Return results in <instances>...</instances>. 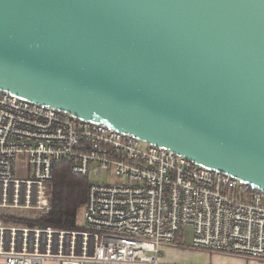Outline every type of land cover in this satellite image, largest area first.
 <instances>
[{
  "label": "water",
  "instance_id": "1",
  "mask_svg": "<svg viewBox=\"0 0 264 264\" xmlns=\"http://www.w3.org/2000/svg\"><path fill=\"white\" fill-rule=\"evenodd\" d=\"M0 89L264 192V0H0Z\"/></svg>",
  "mask_w": 264,
  "mask_h": 264
},
{
  "label": "built area",
  "instance_id": "2",
  "mask_svg": "<svg viewBox=\"0 0 264 264\" xmlns=\"http://www.w3.org/2000/svg\"><path fill=\"white\" fill-rule=\"evenodd\" d=\"M62 163L89 183L84 225L58 229L48 184ZM189 248L264 264V192L184 156L0 89V264H173Z\"/></svg>",
  "mask_w": 264,
  "mask_h": 264
},
{
  "label": "trees",
  "instance_id": "3",
  "mask_svg": "<svg viewBox=\"0 0 264 264\" xmlns=\"http://www.w3.org/2000/svg\"><path fill=\"white\" fill-rule=\"evenodd\" d=\"M89 183L90 178L73 175L68 164L57 165L47 187L51 209L43 222L58 229L79 228Z\"/></svg>",
  "mask_w": 264,
  "mask_h": 264
},
{
  "label": "crops",
  "instance_id": "4",
  "mask_svg": "<svg viewBox=\"0 0 264 264\" xmlns=\"http://www.w3.org/2000/svg\"><path fill=\"white\" fill-rule=\"evenodd\" d=\"M167 250H170L172 251V253H174V258L172 259V261L165 260V262L173 264H262L257 260L244 259L241 257L229 256L224 254H207L201 252L199 254L192 255L193 257H190V253L185 251L177 252L175 251L177 250L175 248ZM199 256L201 257V260H199ZM190 258H197V260L195 262H190Z\"/></svg>",
  "mask_w": 264,
  "mask_h": 264
},
{
  "label": "rangeland",
  "instance_id": "5",
  "mask_svg": "<svg viewBox=\"0 0 264 264\" xmlns=\"http://www.w3.org/2000/svg\"><path fill=\"white\" fill-rule=\"evenodd\" d=\"M108 178L109 177H107V175H103L102 178L92 176L90 178V181H91V183L106 182L108 180ZM19 214L22 216H28L30 218L37 220V221H40V220L43 221V218L46 216V215L41 216L39 214H33L32 212H27V211L20 212ZM78 224H79V226L84 225V209H83L82 213L80 214ZM192 242H193V231L191 228H187L183 231V238L181 240V243L186 246L185 248H188V249H184V250L177 249L175 251H177V252L178 251L188 252V253H190L189 254L190 257H193L192 255L201 253V252H196V251L189 249L192 246ZM173 258H174V253H172V251L166 249L164 252L163 260L164 261L165 260L172 261ZM189 260H190V262H195L197 260V258H195V259L190 258ZM199 260H201L200 256H199Z\"/></svg>",
  "mask_w": 264,
  "mask_h": 264
}]
</instances>
